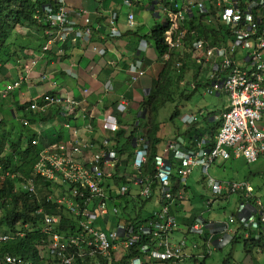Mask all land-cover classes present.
Listing matches in <instances>:
<instances>
[{"label":"clouds","instance_id":"obj_1","mask_svg":"<svg viewBox=\"0 0 264 264\" xmlns=\"http://www.w3.org/2000/svg\"><path fill=\"white\" fill-rule=\"evenodd\" d=\"M91 1L98 5L95 11L74 8L69 0H55L54 5L45 6L44 21L36 16L40 31L21 28L26 44L16 43L27 49L14 47V62L5 56L0 61V123L6 119L7 130L14 134L9 138L19 141L22 150L31 143L39 154L28 176L0 165V186L8 179H20L22 191L34 197L38 196L35 179L40 178L47 185L48 201L63 206L74 219V231L68 234L61 230V216L45 215L41 224L17 222L18 236L1 239L17 241L32 230L40 232L35 250L39 259L50 264H100V260L106 264H207L226 249L222 264H233L232 252L238 243L249 257L245 264H264V199L259 193L264 192L263 183L255 186L251 182V175L262 176L263 170L232 180L211 174L214 166L230 160L244 159L248 165L264 161V0ZM63 4L69 16L60 25L51 17ZM135 9L154 13L162 23L142 34L145 24L137 21ZM227 11H231L229 19L224 17ZM158 26L164 29L167 50L163 55L153 37ZM203 29L209 32V40L201 38ZM125 41L128 45L124 48L137 56L125 60L115 53L116 58L108 64L113 69L122 65L125 84L139 96H121L100 121V111L95 114L89 110L90 90L86 87L82 95H63L59 90L64 86L54 84L53 91L16 100V91L29 85L39 62L53 50L59 57L65 55L69 43L75 48L85 44L89 52L105 57L109 53L107 43L120 47ZM73 64L71 61L70 68ZM8 66L17 73L10 81ZM163 73L165 77H161ZM70 74L75 81L80 80L76 72ZM102 88L105 93H115L112 80ZM201 88L206 95L226 98L219 111L204 113L209 132L198 133V116L181 113L179 106L171 120L180 118L187 127L184 132L180 127L175 131L169 126L167 130V124L159 120L160 110L178 99L191 100ZM156 94L164 105L153 120L147 102ZM131 103L136 104L134 114ZM235 111L240 113L238 124H228L227 116ZM17 118L21 130L12 122ZM73 120L87 122V135H82ZM57 121L63 130L73 129L74 134H55L57 128L51 126L57 127ZM157 122L160 127L156 134L148 135ZM45 129L55 134L46 146L38 139ZM123 131L126 135L119 138ZM9 147L7 142L2 157ZM214 151L217 156L209 160ZM195 170L200 171L198 183L203 193H194L188 184ZM133 192L134 198L124 206L119 196ZM230 197H239L238 203L233 202L234 208L226 202ZM153 204L155 210L151 209ZM129 205H133L131 212ZM222 212H228L225 219ZM36 213L43 214L44 210ZM109 217L117 218L112 229ZM100 236L106 244L98 239ZM6 257L13 259L9 264H34L25 254L8 253L0 260Z\"/></svg>","mask_w":264,"mask_h":264},{"label":"trees","instance_id":"obj_2","mask_svg":"<svg viewBox=\"0 0 264 264\" xmlns=\"http://www.w3.org/2000/svg\"><path fill=\"white\" fill-rule=\"evenodd\" d=\"M54 1L55 0H0V61L2 60V57L5 56L7 58L11 57L9 61L10 63L14 62L12 59L16 55V52H11L9 45V41L12 39V41H14L12 43L14 47H16V50L23 51L27 49V47L16 43L17 41L14 39V36L17 37L15 31H20V33H18L19 35L24 33L21 31V28L33 32L40 31L41 26L39 25V20L36 16L40 15L41 22H43L44 7L49 4L54 5ZM49 27L50 25L47 26V29H49ZM163 33L164 29L159 26L153 31V37L156 39L160 55H163L167 50L163 39ZM210 37L209 32L205 29L201 31V38L209 40ZM165 76L166 73L161 75V77ZM8 78L9 81L12 80V77ZM160 89L162 93L163 86H161ZM161 105L163 106L164 102H159L157 94L151 97L147 102V106L151 110L153 120L158 111L161 109ZM1 113L2 110L0 108V114ZM5 120L0 123V165H2L6 170H20L23 175L28 176L32 172L33 164L37 161L39 156L38 151L36 147L31 145V143L27 148L22 150L19 141L9 138V135L14 134L7 130ZM153 127L154 129H151L148 132V135H155L160 126L157 122L153 125ZM124 135H126L125 131L119 134V138L124 137ZM7 142H10L9 152L6 153V156L2 157L5 152ZM156 142L158 141L156 140ZM13 150H16V154L13 153ZM156 152L157 149L155 147L154 155ZM16 157L18 160L15 159ZM122 179L125 180V177ZM20 181V179H8L0 186V259H3V256L8 253L13 255L25 254L33 259L34 264H50V262L47 263L46 261L39 259L35 250V243L40 240V232L32 230L27 233L24 238H20L17 241L2 240L1 237L8 235L10 238H13L14 235L18 236L17 230L15 229L17 222L23 221L25 224H38L37 221H40L39 223L41 224L45 215L61 216V230L69 234L74 231L72 226L74 219L70 217L63 206L53 204L48 201V188L43 180L40 178L35 179L36 193L38 196L34 197H31L22 191L23 185L20 184ZM21 182H23V180ZM134 193L135 192L131 193V196L126 197H122L120 195L119 198L122 201L133 199L134 197L132 195ZM232 198L233 197L228 198L226 202L234 208L236 205L234 204L235 202ZM236 198L238 203L239 197ZM137 200L140 201L141 199L138 198ZM109 204L114 206L113 201L109 202ZM39 209H43L44 213H36ZM126 214L125 210V215ZM99 262L100 264H106L103 260H100Z\"/></svg>","mask_w":264,"mask_h":264},{"label":"crops","instance_id":"obj_3","mask_svg":"<svg viewBox=\"0 0 264 264\" xmlns=\"http://www.w3.org/2000/svg\"><path fill=\"white\" fill-rule=\"evenodd\" d=\"M69 4L74 8L85 7L91 11H95L98 7L97 3L91 0H69ZM106 45L109 49V53L105 57L96 56L95 54L89 52L87 45L85 44L75 48L72 43H69L66 46L65 55L59 57L55 55L56 53L53 50L51 55H46L45 59L39 62L35 71L31 74V81L29 85L21 92H19V90L16 91V100L19 102L21 100H25L26 97H35L36 95L44 94L47 91H53L54 84L64 86V88L59 90L63 95H82L83 88L86 87L90 90V96L88 97L90 104L89 110L93 111L95 114L99 110L100 121L108 108L113 110L116 107V104L121 96H126L128 99L129 97L132 99L138 98V91L130 90L125 84V74L122 72V65L113 69L109 67L108 64L109 60H114L116 58L115 53L120 54V56L125 60L134 58L137 56V53L129 48H124L125 45H128L127 41L120 43V47L109 43ZM135 45L136 43L132 41L131 46L135 47ZM126 52L128 53L127 55H125ZM151 57L154 58L153 55H151ZM71 61L74 63L72 68H70ZM69 70L77 73L80 77L78 82L70 77L71 74ZM6 72H9L11 77L17 75L15 69L11 66L6 68ZM43 76H46L47 78L46 80L41 81L40 79L43 78ZM107 80H112L114 82L115 93L104 92L102 84ZM131 107L132 114H134L137 110L136 104L131 103ZM132 114L128 115L129 119L132 117ZM71 123L73 125L79 124L82 129V135H87L85 131L87 122L77 123L73 120ZM54 124H56L57 127H51L54 129L57 128L55 134H74L73 129L63 130L62 127L59 126L58 121L54 122ZM49 126L50 125L47 124L46 128ZM168 138L169 137H167V139Z\"/></svg>","mask_w":264,"mask_h":264},{"label":"rangeland","instance_id":"obj_4","mask_svg":"<svg viewBox=\"0 0 264 264\" xmlns=\"http://www.w3.org/2000/svg\"><path fill=\"white\" fill-rule=\"evenodd\" d=\"M126 12H128V11H126ZM135 12L137 15V21L139 23L144 22V24H145V28H142L140 30V32L144 35H147L156 23H158V24L162 23V19L155 16L154 13H152V12L142 11L141 9H135ZM142 17H144V20L142 19ZM123 18L124 17L121 14V20H123ZM107 22H109V21H107ZM15 33H16L17 37L14 36V39L16 41H18L19 43L26 44V42H24V39L26 36L24 34L19 35L18 33H20V31H18V32L15 31ZM12 40L9 41V45H10V49L14 50V45L12 43ZM30 40L32 41L33 39L30 38ZM177 84L178 83H173L172 85L174 87H177L178 86ZM179 87H181L182 90L184 89L182 84H179ZM182 90L178 89V92L181 93ZM184 90H186V89H184ZM204 91H205V88H201L197 93H195V95L192 97L191 100L180 101L178 99L177 102L168 103L164 108H162L160 110L159 120L162 123L167 124V130H170L169 126L175 131H178V129L176 127H180L182 132H184V130L186 129L187 125H185L180 120V118H175L174 121L171 120V115L174 113L176 106H179V108L181 109V113H183V114L195 113L198 116L199 121H200V122L196 123L198 128H199L198 133L202 134L205 130L209 132L207 123L203 120V115H204V113H207V112L219 111V109L221 108L224 101H226V98L223 100H219L214 96L206 95ZM140 100H141V98H140ZM8 103H9V101L6 102V104H8ZM6 116H9L8 111H6ZM19 117H21L20 113H19ZM12 122L14 123V125L18 129L21 130V123H20V120L18 118L14 119ZM50 122H51V124H53L52 119L50 120ZM46 131H47V129H45V131H41L40 135L38 137L40 143L44 146H46L47 142H49L55 138V135H53L54 134L53 131H50V132H46ZM41 133H42V135H41ZM193 134H196V132H193L192 135ZM193 136H196V135H193ZM255 170H263V172H264V161H260L258 163L253 164V165H248L244 159L237 160V161L236 160H230V161H227L225 163H220V164L214 166L213 169L211 170V174L214 175L215 177H217L218 179H222V180L230 179V180H232V179H239V178H242L244 176H247L248 174H250L251 171L256 173L257 171H255ZM200 179H202L200 171L195 170L193 175L190 177V179L188 181V184L190 185V187L194 193H203L204 192V189L198 183V181ZM251 182L255 186L263 183V191H264V174H262V176H260L259 174H252L251 175ZM259 193L264 199V192H259ZM232 200L234 202H236L235 197H233ZM126 202H127V200H123L124 206H125ZM132 208H133V205H129L128 209H127L128 212H131ZM151 209L155 210L154 204H153V207ZM227 213L228 212H225V213L222 212L221 218L225 219V217L227 216ZM108 221H110L109 229H112L114 224L117 222V218L116 217H109ZM228 250L229 249L224 250L223 253L219 252L217 254V260L209 259V260H207V264H222L223 259H224L225 255L227 254ZM232 254H233V260H232L233 264H245L246 262L247 263L250 262L249 257H247L246 251L243 248L242 243H238L233 248Z\"/></svg>","mask_w":264,"mask_h":264},{"label":"built area","instance_id":"obj_5","mask_svg":"<svg viewBox=\"0 0 264 264\" xmlns=\"http://www.w3.org/2000/svg\"><path fill=\"white\" fill-rule=\"evenodd\" d=\"M65 0H60V2L64 3ZM52 13V10H49ZM68 16H69V11L66 9V7L64 6V4L59 8L58 14H56V16H53L51 18L55 19L58 21V23L60 25H64L67 20H68ZM231 16V11H227L226 14L224 15L225 19H229ZM235 22H238L239 16H235L234 17ZM87 22L89 23L90 20L88 19ZM87 33L90 34L91 30L88 29ZM240 113L235 111L232 114H229L227 116V123L228 124H238V118H239ZM253 151V150H252ZM216 151H214L212 154H210L209 156V160L213 159L215 156H217V154H215ZM247 155H249V151L246 152ZM254 154V151H253ZM224 156H228L227 153L224 154ZM162 166L164 165V162H161ZM98 177H100V173H98ZM94 189H96V186H94ZM99 240L103 241V244H106L105 238L103 236L98 237ZM108 246V245H107ZM13 259L11 257H6V260L1 261L0 260V264H9L10 262H12Z\"/></svg>","mask_w":264,"mask_h":264}]
</instances>
